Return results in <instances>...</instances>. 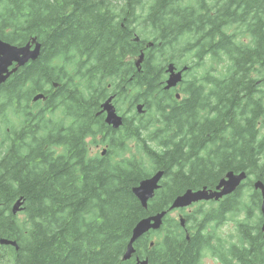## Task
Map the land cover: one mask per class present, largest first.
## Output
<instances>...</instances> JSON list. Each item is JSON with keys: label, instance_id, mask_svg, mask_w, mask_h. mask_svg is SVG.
<instances>
[{"label": "trees", "instance_id": "obj_1", "mask_svg": "<svg viewBox=\"0 0 264 264\" xmlns=\"http://www.w3.org/2000/svg\"><path fill=\"white\" fill-rule=\"evenodd\" d=\"M66 2L0 0V39L20 46L35 38L42 49L37 62L19 68L0 86V144L5 148L0 153V239L17 245V249L0 245V264H134L133 256L126 262L122 256L136 223L167 210L186 190H199L212 173L206 172L203 160L195 161L201 147L197 142L189 139L187 150L184 141L176 143L175 136H170L174 127L176 136L185 138L192 131V137H198L195 127L201 123L192 107L200 106L217 108L220 117L208 121L215 126L222 124L230 106L233 138L221 147L227 154L214 159L221 171L233 169L248 176L230 205L238 242L232 256L222 254L220 260L264 264L260 196L253 189L254 179L264 183V25L249 32L247 45L227 46L220 77L212 75V68L195 71L201 80L189 81L184 90L188 102L169 113L164 105L168 98L160 91L164 71L169 77L168 65L183 73L167 62L168 56L181 60L173 54L175 50H146L134 68V57L143 53L128 43L121 29L106 26L102 8L92 12V18L78 16L81 10L65 15ZM258 17L264 24V15ZM200 64L191 66L197 69ZM133 73L139 77L128 84ZM75 81L82 97L70 93ZM206 84L212 85L208 96ZM46 86L57 90L58 97L51 95L45 104L32 103L36 92ZM135 88L136 101L145 102L136 104L143 105V115L136 107L133 110L136 128H129L123 118L124 132L120 130L111 140L105 156L92 152L101 145L95 136L107 131L96 116L102 99L115 93L121 107L129 103ZM61 95L71 103H58ZM213 95L215 100H210ZM186 109H192V114L174 123L170 115L175 111L184 115ZM129 141L135 149L131 155L127 154ZM188 160L198 168L194 175L184 170ZM160 170L164 171L160 188L144 210L131 190ZM221 178L216 175L214 180ZM19 198L22 209L13 215L12 206ZM188 222L197 224L191 216ZM181 226L168 213L159 231L149 232L134 244V255L147 257L150 264H198V245L186 243ZM153 233L158 234L155 241Z\"/></svg>", "mask_w": 264, "mask_h": 264}, {"label": "flooded vegetation", "instance_id": "obj_2", "mask_svg": "<svg viewBox=\"0 0 264 264\" xmlns=\"http://www.w3.org/2000/svg\"><path fill=\"white\" fill-rule=\"evenodd\" d=\"M122 1L67 0L62 11L65 15H70L76 13L74 12L75 10H81V14L78 16L85 15L86 17L92 18V12H96L98 8H102L101 13L105 15L103 20L109 23V25L106 26L115 31L121 29L125 34V38L129 41L128 43L132 44L134 47H138L140 49L139 53H143V57L145 51L149 49L154 50L156 53H163L164 51L166 52V50H175L173 54L180 56L181 60H169L172 56H168L167 62H173L177 70L183 69L182 80L169 90H164L165 80L168 77V74L164 71L163 76L166 75V78L164 82L161 83L162 90L160 91L163 96L168 98V100H165L164 105L166 111L169 113L173 112L174 108H183L182 106L188 102L189 95L185 94L184 90L188 86L189 81L196 82L201 80L195 71H206L212 68V75H215L216 78L220 77V75L223 74V72L220 71V66L227 62L225 58L227 46L230 43L236 42L241 45H247L250 41L249 32L257 26L262 29L264 25L258 17V15H264V0ZM254 4L255 6H253ZM255 9L261 11L257 13L254 12ZM101 13L99 14L101 15ZM104 21L103 25L106 24ZM137 57H134L133 60L134 68L137 67ZM206 59H212L213 61L207 62ZM195 62L201 63L197 69L191 66V64ZM15 66L16 64H13L10 69ZM195 76L198 77L197 80H195ZM136 77H139V75L136 73L131 74L127 79V83L131 84L132 80ZM74 84L75 88L72 90L73 95L82 97L77 89L79 83L75 81ZM209 88H212V85L206 84L204 93L207 96ZM49 91L51 94L48 93ZM54 91L55 90H51L49 86L47 88L44 87L43 92H36L37 94L41 93L44 98L36 102L46 101ZM87 96L88 92L86 94V97ZM109 97H113L112 104L114 105L115 111L118 115L123 116L124 122L127 120V126L129 128H136V116L133 110L137 103L142 102L145 104L142 100L136 101V88L134 91H131L129 103L124 106L121 105V107L117 106V95L115 93L110 92L102 99L96 111V116L105 125V113L100 111L101 104ZM125 98V96L122 97V104ZM215 98V95L209 97L210 100H215ZM32 103L35 102L32 101ZM192 108L197 111V120L201 123L195 127V135L198 137H192V131L187 132L188 137L185 138L176 136V129H174V127L170 130V136H175L174 141L176 143L184 141L182 144L187 150L191 144L189 143V139L197 142L201 146L197 150V158H195V161L198 159L203 160L204 167H208L206 172L211 171L212 173L208 178L204 179L198 189L206 188L207 190L214 191L216 190L217 181H219L214 180V177L218 175V177L221 178L227 172L234 171L233 169L221 171L214 159L220 153L227 154V150L221 149V147L230 143L233 138L232 128L235 127H233L234 112L229 106L227 109L228 113L225 111L222 115V124L215 126L212 124L209 125L208 121L220 117L216 107L200 106ZM187 110H191V112H187ZM191 114L192 109H186L184 115H180L179 111H175L170 115V118H172L175 123L181 118L186 119L187 116ZM171 125L173 124L170 122L169 126ZM106 126L107 131L99 135V140L104 146L98 145L95 150H101V156H105L109 150L111 140L120 135V130L124 132L121 127L119 129H113L111 126ZM183 154L184 152H182V155ZM192 163L193 161L188 160L183 167L187 173L194 175L195 170L198 168H193ZM253 175L256 176L257 174ZM254 181H256V179H254L253 182ZM237 195L235 191L231 195L222 197L219 201H200L185 209L174 211L179 212V220L180 218L185 220L184 226H181V228L184 231L186 243L190 246L196 242L198 245V264H200L204 256L215 259L219 264H224L220 260L222 254L229 257L232 256L233 246L237 244L238 237L227 231L221 234L220 232L225 226L234 222V225H232L237 234V226L233 217H231L232 211L230 210L231 202L236 199ZM190 216L197 220L196 225H191L188 222ZM195 235H198V237H194ZM135 259L136 254L133 255L131 261L135 262Z\"/></svg>", "mask_w": 264, "mask_h": 264}, {"label": "water", "instance_id": "obj_3", "mask_svg": "<svg viewBox=\"0 0 264 264\" xmlns=\"http://www.w3.org/2000/svg\"><path fill=\"white\" fill-rule=\"evenodd\" d=\"M41 44L35 39H31L26 45L16 46L5 42L0 39V85L5 83L7 79L20 67H23L29 62H34L40 56ZM143 60V54H140L138 60L136 61V66ZM16 64L14 68L9 70V68ZM167 72L169 77L167 80V85L165 89L174 87L182 80V72H175L172 64L168 65ZM43 95H36L33 100L37 101L42 99ZM113 97L107 98L101 104V111L105 113V123L111 126L113 129H119L123 124V118L118 115L115 111L114 105L112 104ZM143 105H138L136 107V112L142 114L144 111ZM164 175V171H158L153 176L141 180L135 187L132 188V193L139 201L141 207L144 210L148 208V201L151 200L155 191L159 189V182ZM245 174L242 172L240 174H234L232 171L226 173V175L220 179L218 185L216 186V191L207 190L206 188L200 190L188 189L183 194L177 196L169 206L167 210H163L154 215H149L140 219L132 230L131 238L126 246V250L122 256V260L126 261L132 258L135 253L134 244L135 242L142 238L144 235L148 234L150 231H157L161 228L163 224L164 217L173 210L185 209L192 204L202 201V200H219L223 196L230 195L233 193L241 181L245 179ZM253 188L255 191L259 192L260 196V206L259 210L262 215L261 232L264 238V183L258 180L254 183ZM23 201L19 198L12 206L11 212L16 215L21 211ZM185 220L180 218V224L184 226ZM0 245L12 246L17 249L15 241L1 238ZM153 243H150L152 246ZM135 264H150L147 257L140 258L136 255Z\"/></svg>", "mask_w": 264, "mask_h": 264}, {"label": "rangeland", "instance_id": "obj_4", "mask_svg": "<svg viewBox=\"0 0 264 264\" xmlns=\"http://www.w3.org/2000/svg\"><path fill=\"white\" fill-rule=\"evenodd\" d=\"M42 50V49H41ZM38 61V59L37 60H35L34 62H37ZM206 61L207 62H209V61H213L212 59H206ZM225 70V63H223V64H221V66H220V71H224ZM74 81V80H73ZM73 81H72V83H73ZM72 83H71V85H72ZM69 84H70V82H69ZM48 86H46V88H47ZM28 88H29V86H28ZM25 92V91H24ZM70 93H72V92H70ZM73 94V93H72ZM52 95H57V97H58V95H59V93H58V91L57 90H55L54 92H53V94ZM64 95H61L59 98H58V103H59V101H65V103H71V102H69V100H66V99H68V98H65V99H61L62 97H63ZM38 103H43V104H45L46 103V101H39ZM3 104V103H2ZM1 104V105H2ZM9 104V103H8ZM7 104V105H8ZM7 105H6V107H7ZM64 106V108H65V104L63 105ZM73 107H74V105H73ZM75 108V107H74ZM76 108H78V107H76ZM57 111H59V109H57L56 110V112ZM56 115V114H55ZM50 117H52V115H50ZM95 138H99V136H95ZM100 144L102 145V146H104L101 142H100ZM131 145H132V141H129V143H128V148L129 147H131ZM5 149V148H4ZM3 149V146L0 144V153L4 150ZM96 150V148H92V152H95V153H101V150L100 151H95ZM103 151V150H102ZM3 153V152H2ZM135 153V149H134V147H131V151H129L127 154L128 155H131V154H134ZM250 178L253 180L254 179V177L253 176H250ZM176 211V210H175ZM178 214H179V212H171V213H169V216L172 218V219H175V220H179L178 219ZM232 224L234 225V222H232ZM232 224H230V225H227V226H225V228H223L222 230H221V232H220V234L221 233H223V232H230L232 235H235V236H237V234H236V232L234 231V229H233V225ZM157 236H158V234L157 233H153L152 235H151V239L152 240H156L157 239ZM200 264H219L215 259H212V258H210V257H207V256H204L203 257V259H202V261L200 262Z\"/></svg>", "mask_w": 264, "mask_h": 264}, {"label": "bare ground", "instance_id": "obj_5", "mask_svg": "<svg viewBox=\"0 0 264 264\" xmlns=\"http://www.w3.org/2000/svg\"><path fill=\"white\" fill-rule=\"evenodd\" d=\"M167 80H168V79H167ZM167 80H166V83H165L166 85H167ZM165 87H166V86H165ZM169 89H170V88H169ZM169 89H165V90H169ZM121 117H122V116H121ZM122 118H123V117H122ZM102 152H103V151H102ZM157 172H158V171H157ZM157 172H155V173H157ZM155 173H154V174H155ZM227 173H228V172H227ZM233 173H234V172H233ZM240 173H242V172H240ZM240 173H234V174H240ZM243 173L245 174L246 177H245V179H244L243 181H241V183H240V185L238 186V188H239V187H240V186H241V185L247 180V178H248L247 174H246L245 172H243ZM154 174H152L151 176H153ZM225 175H226V174H225ZM225 175H224V176H225ZM151 176H149V177H151ZM163 177H164V175H163ZM163 177H162V179H163ZM162 179L160 180V182L162 181ZM221 179H222V178H221ZM219 181H220V180H219ZM219 181H218V183H219ZM257 181H258V180H256L255 182H257ZM160 182H159V185H160ZM255 182H254V183H255ZM218 183H217V185H218ZM254 183H253V185H254ZM159 188H160V187H159ZM238 188H237L235 191H237ZM253 189H254V188H253ZM157 190H158V189H157ZM157 190H156V191H157ZM156 191H155V192H156ZM208 191H209V190H208ZM214 191H216V190H214ZM235 191H234V192H235ZM234 192H233V193H234ZM233 193H231V194H233ZM132 194H133V193H132ZM231 194H230V195H231ZM227 196H228V195H227ZM223 197H225V196H223ZM135 198H136V197H135ZM152 199H153V198H152ZM152 199H151V200H152ZM220 199H221V198H220ZM220 199H219V200H220ZM213 200H215V199H213ZM219 200H215V201H219ZM149 201H150V200H149ZM149 201H148V203H149ZM202 201H205V200H202ZM207 201H210V200H207ZM199 202H200V201H199ZM196 203H197V202H196ZM173 211H175V210H173ZM173 211H170V212H173ZM170 212H169V213H170ZM165 217H166V216H165ZM165 217H164V218H165ZM162 225H163V224H162ZM161 227H162V226H161ZM160 229H161V228H160ZM160 229H159V230H160ZM159 230H157V231H159ZM150 232H156V231H150ZM131 235H132V234H131ZM130 238H131V237H130ZM135 243H136V242H135ZM133 255H134V254H133ZM129 260H130V259H129ZM129 260H126V261H129ZM123 261H124V260H123ZM126 261H124V262H126ZM134 264H135V263H134Z\"/></svg>", "mask_w": 264, "mask_h": 264}]
</instances>
